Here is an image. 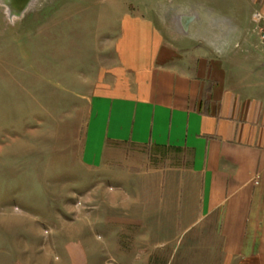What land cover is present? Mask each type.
<instances>
[{
  "label": "crops",
  "instance_id": "crops-1",
  "mask_svg": "<svg viewBox=\"0 0 264 264\" xmlns=\"http://www.w3.org/2000/svg\"><path fill=\"white\" fill-rule=\"evenodd\" d=\"M193 3L196 43L181 51L163 53L146 21L124 25L88 100L80 168L111 183L117 227L144 229L146 262L264 264V47L250 38L264 0ZM85 243L69 240V264H88Z\"/></svg>",
  "mask_w": 264,
  "mask_h": 264
},
{
  "label": "rangeland",
  "instance_id": "rangeland-1",
  "mask_svg": "<svg viewBox=\"0 0 264 264\" xmlns=\"http://www.w3.org/2000/svg\"><path fill=\"white\" fill-rule=\"evenodd\" d=\"M194 1L0 0V264H69V240L86 242L88 264H160L140 258L144 229L117 227L111 183L79 160L88 100L111 80L124 25L146 21L163 53L181 51L196 43ZM255 13L250 38L264 47Z\"/></svg>",
  "mask_w": 264,
  "mask_h": 264
},
{
  "label": "built area",
  "instance_id": "built-area-1",
  "mask_svg": "<svg viewBox=\"0 0 264 264\" xmlns=\"http://www.w3.org/2000/svg\"><path fill=\"white\" fill-rule=\"evenodd\" d=\"M253 23H255L258 28L259 42L262 46H264V16L259 13H255L253 16Z\"/></svg>",
  "mask_w": 264,
  "mask_h": 264
},
{
  "label": "water",
  "instance_id": "water-1",
  "mask_svg": "<svg viewBox=\"0 0 264 264\" xmlns=\"http://www.w3.org/2000/svg\"><path fill=\"white\" fill-rule=\"evenodd\" d=\"M29 1L30 0H15V3H20V4L24 5V4L28 3ZM21 9H23V8H21Z\"/></svg>",
  "mask_w": 264,
  "mask_h": 264
}]
</instances>
